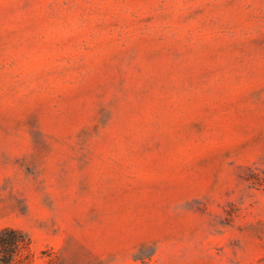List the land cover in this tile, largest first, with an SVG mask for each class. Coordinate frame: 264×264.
<instances>
[{"label": "rangeland", "instance_id": "rangeland-1", "mask_svg": "<svg viewBox=\"0 0 264 264\" xmlns=\"http://www.w3.org/2000/svg\"><path fill=\"white\" fill-rule=\"evenodd\" d=\"M32 264H264V0H0V227Z\"/></svg>", "mask_w": 264, "mask_h": 264}, {"label": "trees", "instance_id": "trees-1", "mask_svg": "<svg viewBox=\"0 0 264 264\" xmlns=\"http://www.w3.org/2000/svg\"><path fill=\"white\" fill-rule=\"evenodd\" d=\"M33 260L29 236L13 226L0 227V264H32Z\"/></svg>", "mask_w": 264, "mask_h": 264}]
</instances>
